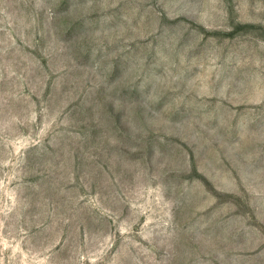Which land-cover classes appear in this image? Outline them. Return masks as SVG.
I'll return each instance as SVG.
<instances>
[{
	"label": "rangeland",
	"instance_id": "1",
	"mask_svg": "<svg viewBox=\"0 0 264 264\" xmlns=\"http://www.w3.org/2000/svg\"><path fill=\"white\" fill-rule=\"evenodd\" d=\"M0 264H264V0H0Z\"/></svg>",
	"mask_w": 264,
	"mask_h": 264
}]
</instances>
